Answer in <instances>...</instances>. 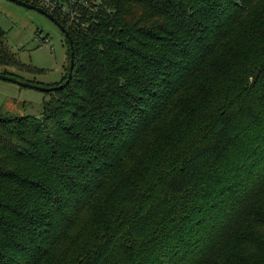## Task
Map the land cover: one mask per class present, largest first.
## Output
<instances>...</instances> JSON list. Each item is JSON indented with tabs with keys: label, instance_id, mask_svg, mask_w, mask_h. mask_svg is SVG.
Here are the masks:
<instances>
[{
	"label": "trees",
	"instance_id": "16d2710c",
	"mask_svg": "<svg viewBox=\"0 0 264 264\" xmlns=\"http://www.w3.org/2000/svg\"><path fill=\"white\" fill-rule=\"evenodd\" d=\"M88 8L51 14L69 83L0 115V264H264V0Z\"/></svg>",
	"mask_w": 264,
	"mask_h": 264
},
{
	"label": "rangeland",
	"instance_id": "374dc122",
	"mask_svg": "<svg viewBox=\"0 0 264 264\" xmlns=\"http://www.w3.org/2000/svg\"><path fill=\"white\" fill-rule=\"evenodd\" d=\"M0 28L6 33L3 47L19 62L43 70L29 73L0 65L4 73L20 81L55 87L65 76L67 46L58 27L45 16L7 0H0ZM48 93L0 80V115L39 118Z\"/></svg>",
	"mask_w": 264,
	"mask_h": 264
},
{
	"label": "water",
	"instance_id": "95a60500",
	"mask_svg": "<svg viewBox=\"0 0 264 264\" xmlns=\"http://www.w3.org/2000/svg\"><path fill=\"white\" fill-rule=\"evenodd\" d=\"M7 1L12 2V3L16 4V5H19V6L23 7V8L36 11L37 13L45 16L47 19H49L51 22H53L58 27L60 32L64 35V37L68 41V46H69L70 53H69V56L65 57V60H66V58H68L69 66H68L67 79L65 80L64 84L58 85V86H55V87H43V86H40V85H35V84L28 83V82H23V81H20V80L14 78V77L8 76V75H0V80L7 81V82H10V83H14V84H17V85H19L21 87H24V88L35 89V90H38V91H41V92H44V93H51V92H55L57 90L62 89L65 85H67L69 83L70 79L72 78L73 68H74L73 41H72V38L70 37L68 31L59 22H57L52 17L51 14H49L48 12L44 11L43 9H41L39 7H35V6H33V5L29 4V3L23 2L21 0H7Z\"/></svg>",
	"mask_w": 264,
	"mask_h": 264
},
{
	"label": "built area",
	"instance_id": "2783aa9c",
	"mask_svg": "<svg viewBox=\"0 0 264 264\" xmlns=\"http://www.w3.org/2000/svg\"><path fill=\"white\" fill-rule=\"evenodd\" d=\"M35 6L49 14L58 15L61 18L72 19L78 14V8L89 9L90 0H30ZM69 24V22H68Z\"/></svg>",
	"mask_w": 264,
	"mask_h": 264
}]
</instances>
